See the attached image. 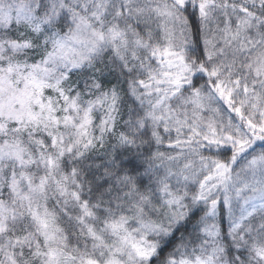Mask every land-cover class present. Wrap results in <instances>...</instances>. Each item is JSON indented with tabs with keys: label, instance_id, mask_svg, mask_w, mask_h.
Returning a JSON list of instances; mask_svg holds the SVG:
<instances>
[{
	"label": "snow or ice",
	"instance_id": "1",
	"mask_svg": "<svg viewBox=\"0 0 264 264\" xmlns=\"http://www.w3.org/2000/svg\"><path fill=\"white\" fill-rule=\"evenodd\" d=\"M0 264H264V0H0Z\"/></svg>",
	"mask_w": 264,
	"mask_h": 264
}]
</instances>
